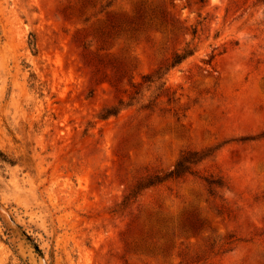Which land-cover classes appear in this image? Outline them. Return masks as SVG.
I'll list each match as a JSON object with an SVG mask.
<instances>
[{"label":"rangeland","instance_id":"obj_1","mask_svg":"<svg viewBox=\"0 0 264 264\" xmlns=\"http://www.w3.org/2000/svg\"><path fill=\"white\" fill-rule=\"evenodd\" d=\"M0 264H264V0H0Z\"/></svg>","mask_w":264,"mask_h":264},{"label":"trees","instance_id":"obj_2","mask_svg":"<svg viewBox=\"0 0 264 264\" xmlns=\"http://www.w3.org/2000/svg\"><path fill=\"white\" fill-rule=\"evenodd\" d=\"M192 51L191 50H185L182 54L180 53H175L174 57H173V61H172V65L178 64L180 63L182 60H184L187 56L191 55ZM149 76H143L142 79H146ZM184 155L180 157L179 161L176 163L174 169L170 172V176H179L181 170H180V166L184 160Z\"/></svg>","mask_w":264,"mask_h":264}]
</instances>
